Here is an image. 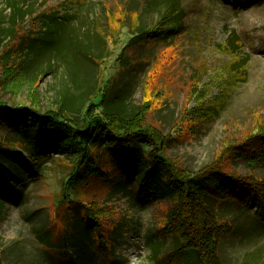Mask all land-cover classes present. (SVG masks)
Here are the masks:
<instances>
[{"label":"rangeland","instance_id":"1","mask_svg":"<svg viewBox=\"0 0 264 264\" xmlns=\"http://www.w3.org/2000/svg\"><path fill=\"white\" fill-rule=\"evenodd\" d=\"M129 1L0 0V115L19 108L54 111L60 102L76 113L81 107L72 103L83 108L87 97L97 103L95 87L100 82L107 87L141 58L144 66L133 72L137 78L119 105L125 112L143 107V124L166 138L156 150L168 165L192 172L221 152L223 171L264 178V166L236 158L228 146L264 124V0H180L183 17L171 13L168 18L177 23L175 28L171 22L175 32L157 45L140 39L147 47L142 56L139 44L128 46V40L139 25L164 29L167 20L158 22L160 13L173 1L151 0L152 8L141 9L139 16L127 8ZM137 1L141 8L148 2ZM125 53L126 66L120 63ZM99 111L95 104L90 114ZM14 128L9 122L0 125V141H11L14 151L33 159L12 136ZM92 153L104 174L83 184L67 183L75 160L55 153L37 157L35 172L21 168L23 182L0 190V264H67L75 247L84 244L83 235L69 229L74 217L76 225H97L90 248L99 264H158L157 259L179 264L165 229L173 199L139 198L132 205L134 189L114 192L126 181L118 161L104 148L94 147ZM215 216L221 225L231 222ZM135 229L139 237L150 236L146 248H133ZM227 238L237 249L223 242L218 247L224 252L215 250L216 259L231 263L249 252L248 264H264V241L242 246V237ZM152 247L158 250L154 258Z\"/></svg>","mask_w":264,"mask_h":264},{"label":"trees","instance_id":"2","mask_svg":"<svg viewBox=\"0 0 264 264\" xmlns=\"http://www.w3.org/2000/svg\"><path fill=\"white\" fill-rule=\"evenodd\" d=\"M171 1L173 6L168 4L160 13L158 22L167 20L164 29L147 26V30L145 26L139 25L136 27V33L128 40V46L136 47V44H139L138 52H141V56L144 55L143 53L146 54L147 47H141L140 39L151 38L153 44L157 45L160 39H165L175 32L177 23L171 21L175 26L172 28L173 24L168 22V18L171 13L183 17L184 11L180 0ZM244 2L249 4L253 0H244ZM9 4L13 10L21 11V7L16 2L10 1ZM151 4V0H148L141 8L140 2L131 0L127 3V8L130 11L134 8L139 16L141 9L149 11L152 8ZM30 54L34 55V52L31 51ZM120 58V63L126 66L128 55L121 54ZM140 59L135 60L131 69L127 67L121 69L119 77L113 79L107 87L101 82L95 87L93 94L100 96L97 103L91 101L90 97L86 98L87 102L85 101L83 108V105L72 103L81 107L76 113L63 109V102H60L54 111L43 113L28 108L14 111L1 110L0 125L9 122L15 127L12 136L18 140L19 147L33 156V159L28 160L21 152L14 151L10 146L16 144L11 141L7 140L5 143L0 141V190L15 187L16 183L23 182L21 168L26 169L28 173L35 172L33 168L37 157L52 156L55 153L72 156L75 160L67 183L70 186L83 184L89 176L104 174L97 166L92 153L94 147H99V150L104 148L119 162L115 164L118 165L124 181L126 180L122 188L114 192L128 194L134 189L136 196L132 205L135 206L138 205L139 198L152 200V198L171 197L173 199L174 205L167 214L165 229H168L167 232L172 237V250L176 253L179 264H248L246 255L249 252L241 255V258L239 255L236 261L230 263L226 258H223V261L216 259L215 250L222 254L224 249L218 246L223 242L237 249L227 238L232 233L233 236L242 237L243 241L238 243L242 246L264 241V178L257 179L249 175L223 171L219 166L221 152L215 159L202 164L192 172L172 164L168 165L156 150L162 148L166 138L143 124V107L138 105L134 111L125 112L119 105L123 95L130 91L135 82L133 77L137 78L132 75L133 72L139 69L138 72H141L144 66ZM114 84L116 92L112 90ZM95 104L100 106L99 114H90ZM19 124L21 126L17 127ZM144 146H148V149ZM228 146L231 147L236 158L264 166V124L259 125L256 131L244 140ZM120 157L127 160L126 165L121 163ZM0 195L4 193L0 191ZM8 198L15 203L20 201ZM228 202L237 203L240 212L254 207L253 217L246 220L245 215L233 214L230 217L232 220L227 219L231 221L230 223L221 225L215 215L221 218L222 214L226 213L223 212V208ZM77 222L74 217L69 221L68 226L72 231L71 234L83 235L84 244L75 247V251H72L74 256L69 257L67 264H71L72 258L76 259L75 264H99L90 248L97 225L91 221L85 227L76 225ZM137 229L131 233L138 236ZM149 238V235L142 237L144 246ZM123 244L124 240L120 245ZM152 249V258H154L158 250L157 247ZM159 261L160 259L156 260L158 264H166Z\"/></svg>","mask_w":264,"mask_h":264},{"label":"crops","instance_id":"3","mask_svg":"<svg viewBox=\"0 0 264 264\" xmlns=\"http://www.w3.org/2000/svg\"><path fill=\"white\" fill-rule=\"evenodd\" d=\"M223 212H226L225 214H222L221 218L224 219H230L232 220L230 217L233 215V214H241V215H245L246 217V220H250L251 217H253V212H250L249 209L245 212H243L241 210L240 212V207L238 204H236L235 202H228L225 207L223 208ZM222 212V213H223ZM252 213V214H251ZM220 217V216H219ZM241 229V228H240ZM227 247L229 248H233V247H230L227 242H226V245Z\"/></svg>","mask_w":264,"mask_h":264},{"label":"built area","instance_id":"4","mask_svg":"<svg viewBox=\"0 0 264 264\" xmlns=\"http://www.w3.org/2000/svg\"><path fill=\"white\" fill-rule=\"evenodd\" d=\"M136 237H138V238H136V239L134 240L135 244H134L133 248L136 247V246H139V244L144 245L142 237H141V236H140V237H139V236H136ZM144 247H145V246H144Z\"/></svg>","mask_w":264,"mask_h":264}]
</instances>
